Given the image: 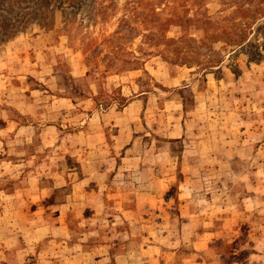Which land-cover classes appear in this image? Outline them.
I'll return each instance as SVG.
<instances>
[{
	"label": "rangeland",
	"instance_id": "1",
	"mask_svg": "<svg viewBox=\"0 0 264 264\" xmlns=\"http://www.w3.org/2000/svg\"><path fill=\"white\" fill-rule=\"evenodd\" d=\"M2 20L0 264H264V0Z\"/></svg>",
	"mask_w": 264,
	"mask_h": 264
},
{
	"label": "crops",
	"instance_id": "2",
	"mask_svg": "<svg viewBox=\"0 0 264 264\" xmlns=\"http://www.w3.org/2000/svg\"><path fill=\"white\" fill-rule=\"evenodd\" d=\"M139 104L140 103H129V105L127 106V107H125L124 108V110L121 112V114H120V116H124V114H126V112H128V111H130V110H132L134 107H138L139 106ZM118 116V115H117ZM119 116V117H120ZM100 133L101 132H99V133H96V134H94L92 137H96V136H99L100 135ZM90 134V133H89ZM99 134V135H98ZM29 203V200H27V204ZM24 206H25V204H24ZM24 206H23V208H24ZM18 209H21V207L20 208H18ZM36 209V208H35ZM22 211V210H21ZM58 218H60V216H58ZM36 230L34 231V232H38L40 229H38V228H35ZM61 232H66V231H62L61 230ZM60 237H61V235H60ZM27 244V243H26ZM59 247L60 248H58L59 250L61 249V251H62V249L64 250V249H66V248H69L70 247V245L68 246L67 244H65L64 246H62V245H59ZM75 249H76V247H75ZM74 250V249H73ZM155 261H151L150 262V260L149 261H145V262H143V264H148V263H150V264H152V263H154ZM10 264H12V263H10ZM16 264V263H15ZM18 264H25V263H18ZM31 264V263H30ZM55 264H93V262L91 261V260H86L85 258H84V260H82L81 258H78V257H74V258H71V256L69 257V256H66V258L64 257V256H61V259L57 262V263H55ZM94 264H109L108 263V261H107V259L106 258H102V259H100V260H97V261H95V263ZM126 264H129V263H126Z\"/></svg>",
	"mask_w": 264,
	"mask_h": 264
},
{
	"label": "trees",
	"instance_id": "3",
	"mask_svg": "<svg viewBox=\"0 0 264 264\" xmlns=\"http://www.w3.org/2000/svg\"><path fill=\"white\" fill-rule=\"evenodd\" d=\"M2 0H0V2H1ZM0 40L1 39H3V38H5V37H7L8 36V28H7V26L4 24L5 23V21L4 20H2V21H0Z\"/></svg>",
	"mask_w": 264,
	"mask_h": 264
}]
</instances>
